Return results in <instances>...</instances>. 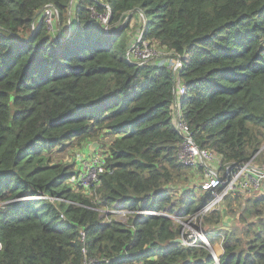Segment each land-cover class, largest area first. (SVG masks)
<instances>
[{"label": "trees", "instance_id": "trees-1", "mask_svg": "<svg viewBox=\"0 0 264 264\" xmlns=\"http://www.w3.org/2000/svg\"><path fill=\"white\" fill-rule=\"evenodd\" d=\"M71 2L0 0V264H212L203 245L173 243L180 226L170 217L122 224L92 208L186 216L209 199L189 186L202 169L177 160L168 65L124 60L133 20L145 43L182 60L181 118L196 146L222 165H264V0ZM91 143L104 173L88 196L72 190L76 166L60 155L72 161ZM38 194L63 202L27 199ZM222 205L202 224L221 245L219 263L264 264V196ZM223 215L243 229L219 233Z\"/></svg>", "mask_w": 264, "mask_h": 264}, {"label": "built area", "instance_id": "built-area-1", "mask_svg": "<svg viewBox=\"0 0 264 264\" xmlns=\"http://www.w3.org/2000/svg\"><path fill=\"white\" fill-rule=\"evenodd\" d=\"M55 14L56 11L51 6L46 7L42 12V18L49 28L53 25V15ZM103 18L107 19V16ZM103 18H101V22L102 24H106V19ZM105 30L107 29L105 28ZM141 38L142 34L140 33L139 37L133 43L131 42L125 55L126 57L124 58L126 62H136L137 64L142 65L148 63L151 59H155L157 55L167 54L156 51ZM168 57L171 56L165 57L167 59H164L157 64H167L169 70L175 78L176 86L173 95L172 123L178 135L182 139L181 145L178 149L177 160L182 167L192 170L197 168L202 169L203 176L208 182L209 199L197 211L186 216L178 215L177 212L174 215H168L165 211H129L116 209L117 206L112 209L92 208V210L99 212V214H101L100 217L105 214H111L113 220L122 224H126L123 219L126 215L129 216L137 214L170 217L180 226V235L178 237L181 240L180 245L184 247H197L201 244L209 250L213 261L212 264H220L219 257L221 255L220 251H222L221 245L219 244L218 249L213 250L215 248H212L210 245L208 238L206 237V232L204 231L205 228L202 227L203 219L213 212L220 211L224 199L228 196L235 194L264 196V165L257 166L252 163L251 160L242 165H222L220 159L215 154L207 150L199 149L198 146H196L192 140L188 127L181 118L180 100L181 96L185 94V88L181 85L177 75L182 68V60L179 57L169 59ZM153 62L155 63V61ZM103 173L104 163L101 155L93 153L87 157H81L76 174L70 181L73 187L72 190L76 192L82 190L85 195L91 196L92 188L98 187L100 176ZM27 199L43 200L50 204L62 201L57 197L42 194H38ZM114 217H119V220L114 219ZM80 239L83 243L84 235H81ZM2 247L3 246L0 240V251L2 250ZM82 254L84 256L86 255L85 248L82 249ZM101 262L104 264L109 263L107 259H102ZM98 263L99 261L96 259H85L83 262V264Z\"/></svg>", "mask_w": 264, "mask_h": 264}, {"label": "rangeland", "instance_id": "rangeland-1", "mask_svg": "<svg viewBox=\"0 0 264 264\" xmlns=\"http://www.w3.org/2000/svg\"><path fill=\"white\" fill-rule=\"evenodd\" d=\"M76 3V0H72L71 2V7L73 8L74 5ZM73 11H71V15H72ZM106 19V18H103ZM56 21V14L53 15V23H55ZM137 23V20H133L130 24V27L128 28V34L130 36L131 42L133 43L140 35V31L138 29H136L135 25ZM105 24V23H103ZM106 24H107V19H106ZM160 53H162V51H159ZM170 56V54H161V55H157L155 59H151L149 62H153L155 61L154 64L159 63L160 61H163L164 59H166L165 57ZM157 59V60H156ZM91 144H89L88 146H82L80 148H76L73 150L71 156H73V159H71L72 161H68L66 160L68 154L70 151H66L64 152L62 155H60L61 160H63L64 162H66L67 164H71V165H75L76 167L74 168V171H76L78 169L79 166V161L81 157H87V152L92 155L93 152L95 151V149L99 146L96 143V146L94 147L93 150H91ZM101 151L100 148L98 149L97 152ZM98 155H101L100 153H96ZM74 160V161H73ZM254 162V161H253ZM256 162V161H255ZM257 163V162H256ZM254 163L257 166H262L263 164H259V163ZM77 164V165H76ZM189 186L190 188L193 190L194 195H196L197 197L203 198L206 196V194L209 191L208 188V182L205 180L204 176H198V177H194V178H189ZM201 187V188H200ZM75 193H79L81 195H83L84 193L82 192V190H79L78 192L74 191ZM234 212L235 215H239V209H238V204H234ZM223 205L220 209V211H222L223 209ZM219 211V212H220ZM101 215V214H100ZM235 215H223V219L220 223V225L216 228L218 229L219 233L224 234V232H230V231H235L237 233H239L242 229H243V225H241L237 220ZM103 217V216H102ZM114 219L119 220V217H114ZM124 219V223H127L128 221V215H126V217L123 218ZM174 222L176 223V221L174 220ZM205 227V226H204ZM206 237L208 239H211L210 241L214 242V245L212 248H215L213 250H216L217 247L219 246V241H217L216 239H212L213 236L211 234H206Z\"/></svg>", "mask_w": 264, "mask_h": 264}, {"label": "water", "instance_id": "water-1", "mask_svg": "<svg viewBox=\"0 0 264 264\" xmlns=\"http://www.w3.org/2000/svg\"><path fill=\"white\" fill-rule=\"evenodd\" d=\"M95 146H96V143H92L91 150H93ZM263 148H264V146L258 152H260ZM173 243L180 244L181 243V240L179 238H177V239H175L173 241Z\"/></svg>", "mask_w": 264, "mask_h": 264}, {"label": "crops", "instance_id": "crops-1", "mask_svg": "<svg viewBox=\"0 0 264 264\" xmlns=\"http://www.w3.org/2000/svg\"><path fill=\"white\" fill-rule=\"evenodd\" d=\"M86 154H87V156H89L91 153L89 154V153L87 152ZM200 188H201V187H200ZM217 249H218V247H217ZM220 253H222V251H220Z\"/></svg>", "mask_w": 264, "mask_h": 264}]
</instances>
